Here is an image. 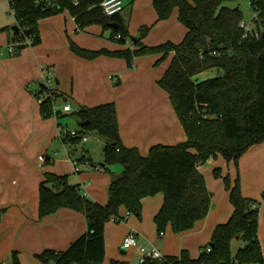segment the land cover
Segmentation results:
<instances>
[{
  "label": "crops",
  "instance_id": "crops-1",
  "mask_svg": "<svg viewBox=\"0 0 264 264\" xmlns=\"http://www.w3.org/2000/svg\"><path fill=\"white\" fill-rule=\"evenodd\" d=\"M140 1L132 0L128 21L121 14L130 35L141 37L142 28L149 24L150 30L142 39L146 46L168 41L179 43L184 39L187 29L179 20L178 10L168 19L158 20L154 0H145L148 6L145 23L137 27L135 12ZM12 14L14 19L0 26V264H12L14 252L18 253L21 264H46L38 259L39 254L46 250H67L86 233L88 224L83 213L70 208L40 218L39 187L45 174L67 176L68 183L78 186L89 200L106 205L111 183L124 170L123 165L107 167L103 161L94 163L88 157L86 151L93 152L92 144L84 147L89 142V134L86 141L78 143L82 147L63 141L64 132L79 131V121V128L64 130L65 126L56 117L43 116L36 94L44 82L46 69L56 81V92L75 108L115 103L123 144L137 148L144 156L156 145H176L185 142L187 136L168 92L159 85L173 53L163 60L161 54L137 57L132 67L124 58L81 57L72 50V43L90 51H117L134 49V46L119 45L112 29L107 30L100 24L80 29L74 17L64 11L42 19L41 42L14 55L10 48L16 30L12 28L18 25ZM256 17L257 14L253 20ZM109 30L112 32L105 38L104 33ZM65 115L64 119L70 116ZM101 142L104 149L106 142ZM43 155L45 162L41 159ZM76 167L80 170L76 171ZM216 168L221 169L220 177L214 173ZM199 170L212 195L205 219L186 232L174 233L169 224L159 233L154 218L164 203L163 193L143 199L140 215L122 208L120 214L126 220L116 223L111 219L105 225L103 264H142L140 247L145 245L155 246L165 258L179 256L184 250L193 259L199 258L210 248L216 227L228 222L234 212L230 191L223 180L225 175L231 178L232 184L239 176L242 194L257 203L258 239L264 255V141L244 153L237 165L218 156ZM130 232L136 234L139 246L125 249L123 242ZM242 241L240 238L232 241L233 256L246 247Z\"/></svg>",
  "mask_w": 264,
  "mask_h": 264
},
{
  "label": "trees",
  "instance_id": "trees-1",
  "mask_svg": "<svg viewBox=\"0 0 264 264\" xmlns=\"http://www.w3.org/2000/svg\"><path fill=\"white\" fill-rule=\"evenodd\" d=\"M103 0H10L18 29L11 46L14 55L28 46L41 42L39 25L42 19L68 11L80 29L100 24L112 29L116 40L125 45L130 37L127 22L121 13L104 15ZM135 1V0H133ZM240 0H154L158 20L168 19L175 9L187 33L179 43L165 42L146 46L142 39L150 28L143 27L141 37L133 40L134 49L90 51L71 44L79 56L94 59L101 55L124 58L129 67L140 56L161 54L173 58L159 85L168 92L171 103L184 127L186 141L176 145H156L144 156L137 148L123 144L115 103L97 107H81L71 113L79 123H85L78 136L64 132V141L78 144L82 136L94 132L106 140L104 163L107 167L123 165L124 170L109 187L106 205L89 200L78 186L68 183L67 176L46 173L39 187L40 218L70 208L86 216L85 234L62 252L46 250L38 259L46 264H103L105 259V225L122 217L125 208L140 215L143 199L163 193L164 203L154 218L159 233L171 225L174 233L191 230L210 211L212 195L199 167L211 158L224 157L236 165L251 147L264 141V0H250L257 13L254 20L261 32L244 38L240 27L244 20ZM110 24H117L112 28ZM216 69L220 74L195 82L194 77ZM44 95L41 111L45 118L53 117V105L64 96L48 90L42 84L36 94ZM64 102L68 101L63 98ZM61 114L57 119L65 118ZM221 176V169L214 171ZM230 191L234 212L228 222L214 230L210 248L193 259L187 250L176 257L147 261L145 264H252L263 263L264 255L258 239V207L255 200L244 197L240 177L234 184L223 177ZM240 238L246 247L236 256L232 241ZM12 264H21L17 252ZM119 264V263H115Z\"/></svg>",
  "mask_w": 264,
  "mask_h": 264
},
{
  "label": "rangeland",
  "instance_id": "rangeland-1",
  "mask_svg": "<svg viewBox=\"0 0 264 264\" xmlns=\"http://www.w3.org/2000/svg\"><path fill=\"white\" fill-rule=\"evenodd\" d=\"M9 1L10 0H0V26L4 25L6 23H9L10 20L14 19V16H13V14L11 12V8L9 7ZM227 5L239 6L241 12L243 13L244 21H246L248 23H251L252 20L255 18L256 14H257L255 9L253 8V6L250 4V0H240L239 3H237V4L227 3ZM147 7L148 6L146 5V1L145 0H141L139 2V4L137 5V10L135 12V21L137 23V25H136L137 27H140V25L145 23V16L147 15V12H148V8ZM132 8H133L132 0H125V8L121 12V14H122L123 17H125V19L127 21L129 20V18L131 16ZM150 23H152V22H150ZM144 26L146 28H150L149 24H146ZM139 29L140 28H137L138 31H139ZM111 32H112L111 30L106 31V33H104V37L105 38L109 37ZM138 34H139V32H138ZM130 36L131 37L128 38L127 45L125 44L126 47L133 46V40L138 37V36H136L134 34L133 35L131 34ZM180 41H182V40H180ZM117 43L120 45L119 42H117ZM121 46H122V44H121ZM219 74L220 73L216 69H212V70L206 71L205 73L194 77L193 80L195 82H201V81H204V80H207V79L215 78ZM54 82H56V81H54ZM65 104L66 103L63 100H59L58 103H57V106L59 107V109H63V106ZM66 113L70 114V116L68 118H66V119L62 118V119L58 120V122H60L61 125L63 124V126H65L64 130H70V129L72 130L75 127L79 128V126L77 125V122H78L77 118L71 114L73 112H64L63 114H66ZM88 136L90 138L89 142L86 143V145L84 147H86V146L89 147L90 144H92L93 152H92V154H89V152L86 151V154L89 155L88 157L91 158V160H93L94 163H100L101 161L104 162L105 161V159H104V150H103V144H102L101 140H103L105 142H106V140H104L102 137H100L98 134H96L94 132H89ZM61 137H62V139H64L62 135H61ZM59 140H61V139H59ZM75 145H76V147L78 146V144H75ZM78 147H82V146H78ZM80 149L83 150L82 148H80ZM100 157L103 160H101ZM41 158H44V160H42L43 162L46 161L45 155L41 156ZM119 166H121V165H119ZM242 243L244 244L245 242L242 241ZM235 247L236 246L234 245L233 249H235Z\"/></svg>",
  "mask_w": 264,
  "mask_h": 264
},
{
  "label": "built area",
  "instance_id": "built-area-1",
  "mask_svg": "<svg viewBox=\"0 0 264 264\" xmlns=\"http://www.w3.org/2000/svg\"><path fill=\"white\" fill-rule=\"evenodd\" d=\"M45 1L49 2L50 0H45ZM101 8L105 16L113 17L117 14H120L124 10V0H103L101 3ZM240 27L242 28V30H244V35H243L244 38H249L250 35H254L255 38L258 39L261 35V32L258 31L256 28V24L254 20L251 23H248L243 20L240 24ZM10 49L12 50L13 47L11 46ZM44 74H45L44 82H43L44 87L48 90H54L56 82H54L55 79L52 73L50 72V70L46 69L44 71ZM44 98L45 96L41 95L39 102L41 103L44 100ZM57 103L58 102H55V104L53 105V115L56 118H58L64 112H77L79 110L78 108H75L71 104H68V103H66L63 106V109H59V107L57 106ZM62 133H63V130H62ZM71 136H74V137L78 136V132L72 131ZM81 138H82V141L87 140V136L83 135ZM41 159L44 160V158H41ZM79 170L80 168L76 167V171H79ZM126 218L127 217H120V218H114L113 220L116 223H121V222H124ZM137 246H139L138 238L134 232H130L123 242V247L125 249H129V248L137 247ZM210 250L211 248H208L207 251L209 252ZM140 252L142 254L141 256L142 264H145L147 261H157V260L161 261L165 259L163 254L153 245L141 246Z\"/></svg>",
  "mask_w": 264,
  "mask_h": 264
},
{
  "label": "water",
  "instance_id": "water-1",
  "mask_svg": "<svg viewBox=\"0 0 264 264\" xmlns=\"http://www.w3.org/2000/svg\"><path fill=\"white\" fill-rule=\"evenodd\" d=\"M110 27H112V28H117V24H110ZM12 29H13V30H17V29H18V26H14ZM86 124H87V122H85V123H80V126H84V125H86Z\"/></svg>",
  "mask_w": 264,
  "mask_h": 264
}]
</instances>
